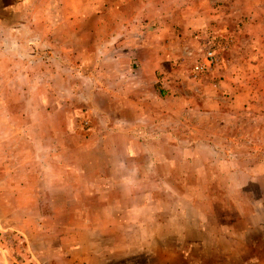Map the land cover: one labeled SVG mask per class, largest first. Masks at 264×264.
I'll return each mask as SVG.
<instances>
[{"label": "rangeland", "instance_id": "1", "mask_svg": "<svg viewBox=\"0 0 264 264\" xmlns=\"http://www.w3.org/2000/svg\"><path fill=\"white\" fill-rule=\"evenodd\" d=\"M0 264H264V0H0Z\"/></svg>", "mask_w": 264, "mask_h": 264}]
</instances>
